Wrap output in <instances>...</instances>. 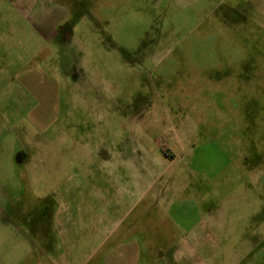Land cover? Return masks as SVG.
<instances>
[{"label": "rangeland", "instance_id": "374dc122", "mask_svg": "<svg viewBox=\"0 0 264 264\" xmlns=\"http://www.w3.org/2000/svg\"><path fill=\"white\" fill-rule=\"evenodd\" d=\"M35 1L0 0V264H264V0H47L50 43Z\"/></svg>", "mask_w": 264, "mask_h": 264}, {"label": "crops", "instance_id": "0c3cea01", "mask_svg": "<svg viewBox=\"0 0 264 264\" xmlns=\"http://www.w3.org/2000/svg\"><path fill=\"white\" fill-rule=\"evenodd\" d=\"M37 3L41 4L38 5ZM59 10V9H58ZM61 11H57L55 7L50 5L47 0H36L34 6L32 9H29L26 14H25V20L28 22L29 25L33 26V29L35 30V33L39 38L42 39V41H46L50 43L52 40L56 39V33L55 29L61 25L62 20L64 19L65 15H63ZM53 31V32H52ZM42 73H38L37 75H32V79L29 81L25 82L26 86H29L31 84H36L40 86L39 93L45 94L46 96L51 95L54 90V86L52 83H47V81H44V78L41 76ZM71 79L73 80V76L71 75ZM42 91V92H40ZM41 94V95H42ZM49 100V98H48ZM50 101V100H49ZM47 101V103H50ZM53 104V102H52ZM50 108L52 106L50 105ZM21 153H16L11 154V160L15 158V160L19 159ZM24 161L27 160V158L23 157L22 158ZM6 217L4 211H3V201L0 200V221H2ZM28 232V231H27ZM25 238V241L27 242L28 234L25 233L23 235ZM27 236V237H26ZM30 237H33V235L29 234ZM40 238L42 237L45 239V234L43 233L42 235L39 236ZM25 242V243H26ZM120 248V247H119ZM118 251H123V264H138L139 263V256H138V250L136 247H130V249H123V250H118ZM117 252V251H116ZM137 255V257H136ZM124 261V262H123Z\"/></svg>", "mask_w": 264, "mask_h": 264}, {"label": "flooded vegetation", "instance_id": "af4514ba", "mask_svg": "<svg viewBox=\"0 0 264 264\" xmlns=\"http://www.w3.org/2000/svg\"><path fill=\"white\" fill-rule=\"evenodd\" d=\"M61 34L64 32H60ZM73 76V74H71ZM51 212V211H50ZM50 212L48 210H46V213H44L43 215L40 216V218L37 219V221L34 222V218L32 221L27 220L26 221V225H27V231L31 234V235H36V236H40L42 235L47 227V220L50 219L49 214Z\"/></svg>", "mask_w": 264, "mask_h": 264}]
</instances>
